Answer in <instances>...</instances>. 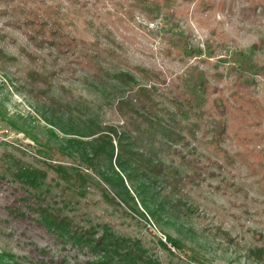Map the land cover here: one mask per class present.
<instances>
[{
  "label": "rangeland",
  "instance_id": "1",
  "mask_svg": "<svg viewBox=\"0 0 264 264\" xmlns=\"http://www.w3.org/2000/svg\"><path fill=\"white\" fill-rule=\"evenodd\" d=\"M58 9L62 14L51 12ZM42 18L60 20L78 47L62 44L61 59L52 44L46 45L52 52L37 47L28 35ZM0 49L7 56L0 60V264L92 258L35 220L7 169L15 159L47 168L42 143L68 146L61 140L71 137V123L76 133L89 131L82 126L89 117L122 125L119 100L151 86L162 104L179 102L187 110L189 100L203 116L196 138L178 148L185 158L165 157L186 178L182 192L171 196L181 197L176 209L158 207L169 191L165 176L158 177L154 189L164 190L156 199L140 179L135 186L145 192L115 204L76 147L71 157L57 154L50 162L81 164L89 193L80 207L141 239L160 264H264V0H0ZM84 51H98L95 69L81 63ZM34 69L49 77V95L71 111L48 104L47 84L28 85ZM223 123L226 132L214 136Z\"/></svg>",
  "mask_w": 264,
  "mask_h": 264
},
{
  "label": "trees",
  "instance_id": "2",
  "mask_svg": "<svg viewBox=\"0 0 264 264\" xmlns=\"http://www.w3.org/2000/svg\"><path fill=\"white\" fill-rule=\"evenodd\" d=\"M51 12L54 15L62 14L60 10ZM41 20L39 26L30 27L31 35H28L37 47L50 52L53 47L60 59L59 48L65 43L72 44L74 48L78 47L76 38L63 29L60 20H53L51 24L43 18ZM62 39L68 41L62 42ZM48 44H52L50 48L46 46ZM97 54L98 51H84V63H81L88 69H95L98 63ZM6 57V53L0 49V60ZM28 75L31 76L28 83L31 88L34 84H47L44 90L49 91L48 76L35 69L29 71ZM116 79L123 82L119 75H116ZM157 96L155 87L151 86L140 87L132 96L121 98L116 105V110L123 119L120 126L103 125L89 117L82 122L83 129L87 128L89 131L76 133L78 127L71 123V137L61 140L67 141L68 146L47 141L42 143L45 147L40 151L49 160L44 161L47 168L27 166L22 160L15 159L13 166L7 169L12 181L24 191L25 195L20 198L35 220L58 237L60 242L86 250L92 255L91 259L80 264H160L159 259L150 253L141 239L118 232L111 222L94 219L88 211L80 207L82 198L89 193V177L81 164L72 168V165L59 159L56 163L50 162L57 154L71 157L70 147H76L80 162L98 173L104 182V198L115 204L126 201V197L134 201V196H141L143 189L139 190L135 186L140 179L146 181L141 186L151 190V198L156 199L164 190L160 187L154 189L158 186V177L165 176V186L169 191L163 202L158 203V207L164 208L167 204L168 207L176 209L180 205L181 197L179 201H173L171 196L182 192L186 178L178 168L169 169L165 157L175 154L181 159L185 158L178 148L186 144L188 136L196 138L203 116L189 100L187 104L191 108L184 110L179 102L168 107ZM45 97L48 104L62 106V110L72 109L69 103L59 101L55 95L50 96L49 92L45 93ZM55 118L58 119L54 117V120ZM48 123L53 125V119H49ZM226 128L225 123L219 124L214 136L222 135ZM49 132L58 138L52 129ZM49 170L53 174L50 182ZM186 177L190 179V175ZM157 209L151 211L156 219L159 214ZM12 210L20 216L27 215L25 210L18 207H13ZM167 239L180 247L172 237L167 236Z\"/></svg>",
  "mask_w": 264,
  "mask_h": 264
}]
</instances>
